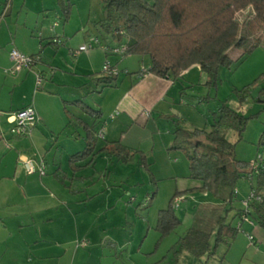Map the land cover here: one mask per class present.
I'll return each instance as SVG.
<instances>
[{
  "label": "rangeland",
  "instance_id": "374dc122",
  "mask_svg": "<svg viewBox=\"0 0 264 264\" xmlns=\"http://www.w3.org/2000/svg\"><path fill=\"white\" fill-rule=\"evenodd\" d=\"M60 1L61 4L57 0H45L46 6L55 8V16L52 12V14L49 13V16L46 15L49 19L48 22H50L47 28L54 26L55 28L53 27V29H60V27L54 25L55 22L57 26L61 23L60 16L63 10L62 7L64 8L65 6V0ZM73 1L76 2V5L73 7L72 20L64 25L66 26L67 34L75 27L76 22L79 20L86 21L87 18L91 19L88 27L94 29L93 24H91L92 21L98 20L103 15L101 0ZM36 3L39 4L40 2L36 1ZM252 17L253 12L251 9L237 14V19L243 30H246ZM18 20L22 29L28 22H32V25L38 23V27L40 28L41 26L42 28V22L45 19L43 15H38L24 8ZM97 35L101 39L106 37V34L100 32ZM59 40L57 43L52 41L53 46L58 48L59 51H64L60 47H64L65 41L67 43V38L59 37ZM71 52L70 55L73 58L79 56H73ZM230 53L233 60L232 63L221 68L216 78L203 72L200 66L192 67L186 71L185 77L176 81L174 88L168 95L167 101L159 104L152 112L146 113L144 123L133 125L132 122L128 121L125 125V117L122 118L123 116L117 117L116 121H112V126L114 125L115 129L120 123L125 125V129H121V126L117 135L119 144L127 146L132 142L131 144L135 148L131 150V153L135 154L129 162L122 163L114 154H101L95 159L96 162L93 165L87 170L84 168L83 171L76 173L77 175L74 177L75 170L73 168L77 166L78 162L73 164L71 169L68 165V158L72 154L83 150L85 144L83 141L75 144L74 138L71 144L64 143V148L59 144L57 160L62 164V170H59L56 176L54 174L56 172L55 168L51 166L50 174L46 177L43 175L42 178L45 184L51 188L49 193H52V196L49 197V200L54 203L56 216L66 211V207H60L61 202L64 201L70 202L76 214L78 216L81 215L77 220H73L71 245L62 246L59 252L60 256L63 255V257L56 260V263L96 264L94 261H89L91 256L89 253L94 254L97 252L92 245L95 241L100 240L97 239L98 235L103 238L102 236H110L112 234V230L104 233L100 229L106 228L112 219L120 226V230H124L120 235L124 241L132 240L129 236L131 234L136 235L133 231L135 228L136 230L139 229V226L143 228L142 236H137L133 240H136L138 247L143 242L144 236L148 235L143 247L144 252L149 249L151 251L154 248L159 249L160 246L164 249L173 243L175 239H178L181 234V237H184L190 226L208 232H213L212 230L217 228V222L222 216V212L219 213L216 209L207 205L218 204L217 202L220 199L215 198L211 193L197 189L201 186V182L190 177V161L185 151L173 148L175 144L174 132L177 126L184 129V131L190 132L195 130L211 131L215 113L218 111L219 106L227 104L248 118L242 138H240L239 132L235 129L227 127L223 129L227 140L235 144L236 158L250 164L251 167L258 163H264V144H261L264 135V96L262 94V89H264V43L248 53H245L244 49L234 50ZM59 56L73 63L72 59H69L70 57L68 58L67 55L64 56L63 53H60ZM112 57L118 58L119 67L117 73L120 80L129 77L127 81H130V73H136L143 69L144 66H149L148 58L143 59L135 55L128 57L113 54L107 57L108 60L106 62H109ZM106 62L102 69L98 68L99 75H94L95 77L104 75ZM25 71L31 70L23 69V72ZM51 72L53 74L55 71L52 69ZM95 77L93 75L87 76V82L89 84H92V82L98 83L97 80H91ZM127 81L123 85L119 82L122 86L117 90H114L115 88H105L104 94L99 93L101 87H99L98 91L95 89L89 90L86 98L91 103L94 102V99L97 101L101 99L105 106V112L109 111L108 114L111 115L110 111L115 100L119 97L123 87L128 86L129 82ZM66 82L71 84L74 83V80L72 77L66 78ZM110 90L115 92H109ZM99 95H102V98ZM243 96H245V99L242 101ZM21 97L28 100V107L30 108L33 103V93L24 90ZM86 104L88 103L86 102ZM71 123L74 124L73 126L76 129H81L75 120ZM62 132L61 142L69 136L68 129ZM60 134H56L55 139ZM52 140L54 139L50 136L46 137L48 147H46L45 153L48 152L49 148L51 149ZM102 141L100 138L98 141L100 145ZM47 154L46 158L51 161L52 154ZM36 160L34 161L38 163ZM22 166L24 167V165ZM25 171L27 173L26 169ZM46 174H48L47 169ZM35 175L39 176L41 174L35 173ZM61 180L64 181L65 186L61 183ZM253 188H257V179L255 177L251 178V175L248 178L242 177L237 182L235 191V202L238 200L237 208L246 212H250V209L253 211L251 206V196L255 192ZM177 192L181 194L175 199V213L181 220V226L162 240V235L157 230L159 213L161 210L168 208L172 196ZM93 196L96 197L95 200L92 198ZM109 198L112 200L110 208L115 211L102 212L108 203L99 200ZM86 199L90 200L82 202V200ZM246 202H249V204L246 205ZM204 203H207V205ZM113 205L116 207L114 208ZM230 212L232 211L225 214L226 223L228 221L227 224H231L236 229L238 227V230L243 229L238 232L234 239L231 237L226 238L225 243H221L217 249L215 255L217 258L211 259L208 264H219L225 257L223 264H264L263 221L258 217L256 223L252 216L250 219L249 216L242 218L240 216H232L229 214ZM86 213L88 215L85 220L83 217ZM250 213L253 216L256 215L254 211ZM57 220L61 222V219L57 218ZM245 221L246 223L251 221L255 223H250L253 226L252 230L247 224L244 226L245 229L243 226L241 227L242 224H245ZM83 223L85 224L83 225ZM150 226L151 231L149 234L148 229ZM160 240V246L156 247ZM179 241L175 244L174 251L171 253L174 258V261L171 262L177 264L179 261V264H187L183 260L184 258L179 260L182 253L187 252L179 248ZM172 257L169 258L173 259ZM154 259L159 260L160 257L157 256ZM195 259L205 261V258ZM167 263L170 264V262Z\"/></svg>",
  "mask_w": 264,
  "mask_h": 264
},
{
  "label": "crops",
  "instance_id": "0c3cea01",
  "mask_svg": "<svg viewBox=\"0 0 264 264\" xmlns=\"http://www.w3.org/2000/svg\"><path fill=\"white\" fill-rule=\"evenodd\" d=\"M36 1L40 3L38 4ZM57 2L61 4L60 0H57ZM46 5L45 0H0V264H59L56 263V260L63 257V255L60 256L59 251L62 246L71 245V238L73 237L72 223L81 215L76 214L70 202L64 201L61 202L60 207H66V211L56 216L54 203L49 200V197L52 196V193H49L50 186L45 184L43 176L26 173L22 161L27 158L37 159L38 163L43 161L48 173L45 177L50 174L51 166L55 168L56 172L54 174L57 176V172L62 170V164L57 160L59 144L64 148V143L71 144L74 138L75 144L83 141L85 144L84 149L87 146L86 132L80 124L81 121L93 126L95 133L98 135V141L100 138L103 140L101 145L97 141V150H100L106 143L119 141L117 135L120 128L122 126L121 129H123L128 121L132 122L133 125L144 123L146 113L152 112L159 104L166 102L176 83L152 74H147L143 78L132 75L130 81H127L129 77H126V79L119 82L123 85L127 81L129 82L128 86L123 87L110 111L111 115L108 114L109 111L105 112V106L101 99L100 101L94 99V102L91 103L86 98L89 90L95 89L98 91L101 87L99 93L105 92V88H102L103 85H97L98 83L95 82L89 84L87 76L93 75L95 77L94 75H99L98 68L102 69L104 63L108 60L106 52L102 48L96 47L91 52L82 53L75 58L70 55L72 50L89 44L90 40L97 36L96 23L101 21L102 16L99 19L97 18L98 20L92 21L91 24H93L94 29L88 27L91 19L87 18L86 21L79 20L76 22L75 27L67 34L64 25L66 22H71L73 7L76 2L65 0V6L62 9L66 10L69 6L70 9H68L71 14L69 19L65 21L62 10L61 23L58 26L56 22L54 24L56 27H60L59 30L53 29L54 26L47 28L50 23L47 16L51 12L55 16V8H49ZM7 6V11L2 16ZM24 8L38 15H43L45 20L42 22V28L41 26L38 27V23L32 25V22H28L25 24L26 26L20 28L18 17ZM56 37L67 38L64 47H60L64 51H59L58 48L53 46L52 41ZM13 49L28 56L39 55L40 61L32 69H28L31 71H21L13 74L11 73L13 63L9 56ZM60 53H63L64 56L67 55L68 58L70 57L69 59H72L73 63L68 62L63 57L60 58ZM109 62L111 65H116V68L119 67L118 58L112 57ZM52 69L55 71L53 74ZM185 73L182 74L180 79L185 77ZM39 75L43 77L40 88L36 86ZM71 77L74 83L68 84L66 78ZM119 82L118 87L111 88H115L114 90L120 88L122 85ZM24 90L33 93L32 107L35 109L39 121L31 136L14 137L11 132L12 117L15 113L29 106L28 100L21 97ZM114 90L109 92H115ZM102 95H99V97L102 98ZM77 100H83L92 109L100 110L102 118L94 119L80 110L78 106L71 104ZM121 116H123L122 118L125 117V125L120 123L118 127L116 126V130L114 125L112 126V121H116L117 117ZM73 120L78 122L81 129L78 130L73 126L74 124L71 123ZM65 129H68L69 136L61 142L60 137ZM56 134L60 135L55 139ZM47 136L54 139L52 140L51 149L49 148L47 152L52 154L51 161L46 158L48 154L45 153L46 147H48V144H46ZM131 143L125 147L134 150L135 148ZM75 154L68 158V165L71 169L73 164L70 160ZM88 161L89 159L77 163V166L73 168L75 170L74 177L77 175L76 173L90 167L85 166ZM78 167L82 168L79 169ZM61 183L65 186L64 181L61 180ZM92 198L96 199L94 196ZM88 200L90 199L82 200V202ZM99 201L108 203L102 212L115 211L110 208L112 202L110 198ZM237 201L233 204L232 212L229 213L232 216H237L238 211L242 210L237 208ZM217 203L211 204L212 206L207 205V203L204 204L216 209L219 213L222 212L223 215V210L230 208V206L225 208L224 202L221 200ZM113 207L116 206L113 205ZM250 212L253 211L250 209ZM87 215L88 213L84 215L83 219L86 220ZM251 216L254 218V222L257 223V216L249 213V219ZM57 218L61 219V222ZM109 222L106 228L100 229L104 233L112 230V234L102 236L103 238L98 235L97 239L101 241L93 243L92 247L97 252L94 254L89 253L91 255L89 261H94L96 264H169L167 262L176 264L171 262L174 261L171 253L174 251L175 244L183 237H181L182 234L164 249L160 246L159 249L154 248L152 251L149 249L144 252L143 247L148 235L144 236L143 242L138 247L136 240H133L137 236H142L143 228L141 226L138 230L136 228L133 230L136 235L131 234L129 236L132 240L124 241L122 240L123 237L120 236L124 230H120V226L113 219ZM244 223V225L241 223V227L247 224L252 230L253 226L250 223H246V221ZM242 229L240 230L242 231ZM150 231L151 226L148 229L149 234ZM156 255L160 257L159 260L154 259L157 257ZM215 255L211 258L204 256L205 261H198L189 252H185L182 253L179 260L184 258L183 260L187 264H199V262L200 264H208V261L217 258ZM225 258L219 264H223ZM177 264H179V261Z\"/></svg>",
  "mask_w": 264,
  "mask_h": 264
},
{
  "label": "trees",
  "instance_id": "16d2710c",
  "mask_svg": "<svg viewBox=\"0 0 264 264\" xmlns=\"http://www.w3.org/2000/svg\"><path fill=\"white\" fill-rule=\"evenodd\" d=\"M103 15L96 23L97 32L106 34L105 39H98L106 55H113L115 48L123 49L118 55L139 56L149 59V66L136 73L139 78L152 74L156 77L176 82L191 67L198 65L201 70L217 77L221 68L232 63L234 50L251 52L264 43V0H101ZM69 8V6H68ZM64 9V19L70 17L69 9ZM253 12V17L246 30L237 19L241 11ZM99 47V46H97ZM96 48V46H95ZM112 53V54H111ZM244 53V54H245ZM109 63V62H106ZM110 64V63H109ZM111 66V64H110ZM113 67V65L111 66ZM116 68V67H113ZM118 70V67L116 68ZM95 77L102 88L118 87L119 75ZM263 96H264V89ZM245 96L242 97V101ZM260 101V100H259ZM76 105L94 119L102 118L100 110L92 109L83 100ZM248 118L235 111L227 104L219 106L215 113L211 131L175 130L173 148L185 151L190 161V177L201 182L197 189L214 195L224 202V215L220 216L217 228L208 232L191 227L179 241V248L196 258L213 257L221 243L228 237L235 238L240 230L226 223V213L233 210L236 199L237 182L251 175L257 179L252 208L257 218L264 224V163L251 167L250 164L236 158L235 144L227 140L224 128L239 132L240 138L246 128ZM86 132V148L71 157V164L89 159L85 166L94 164L101 155L114 154L119 161L127 163L133 159L131 153L119 142L106 143L97 150L98 135L94 127L81 121ZM264 144V135L261 140ZM84 166V167H85ZM79 169L82 167H78ZM250 174V175H249ZM181 193L172 196L167 209L161 210L157 230L162 240L181 226V220L175 213V199ZM250 212L238 211L237 216L248 217ZM160 242L156 247L160 246Z\"/></svg>",
  "mask_w": 264,
  "mask_h": 264
},
{
  "label": "built area",
  "instance_id": "2783aa9c",
  "mask_svg": "<svg viewBox=\"0 0 264 264\" xmlns=\"http://www.w3.org/2000/svg\"><path fill=\"white\" fill-rule=\"evenodd\" d=\"M7 8H8V6L6 7L5 12H3L2 16L5 15ZM53 41L57 43L60 40L57 37ZM98 44H100L98 39H93L91 43L80 46L78 49L73 50L71 52V54L73 56H78L82 53H87L88 51L94 49L95 46L96 47L99 46L100 48H103V49L105 48V46L98 45ZM111 52L114 55H116V54L122 53L123 49L115 48ZM9 56H10L11 62L13 63V68L11 70V73H13V74L19 73V72L23 71V69H26V68L32 69L40 61L39 55L28 56V55H25V54L19 52L16 49H13L10 52ZM105 65L106 66H105L104 71L106 74H109V75H117L118 74L116 68L111 67L109 63H106ZM42 83H43V77L39 75L37 78V87L40 88ZM38 121H39V119H38L37 113L32 106H30V108L27 107L25 109H22L21 111L15 113L12 117L11 132L16 137H27L29 135L31 136V133L34 130V128L36 127ZM22 164L24 165L28 174L39 173L42 176L46 175V165L43 161H41L40 163H36L33 159L31 160L30 158H27V159L22 161ZM251 200L252 201L253 200H259V198L255 197V194L253 193L251 196ZM248 204H249V202H246V205H248ZM246 218H247V216H246Z\"/></svg>",
  "mask_w": 264,
  "mask_h": 264
}]
</instances>
